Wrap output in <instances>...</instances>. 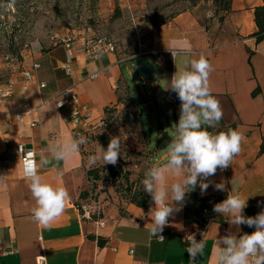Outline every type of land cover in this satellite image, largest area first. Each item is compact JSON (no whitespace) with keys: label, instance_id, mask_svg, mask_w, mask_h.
I'll use <instances>...</instances> for the list:
<instances>
[{"label":"crops","instance_id":"obj_1","mask_svg":"<svg viewBox=\"0 0 264 264\" xmlns=\"http://www.w3.org/2000/svg\"><path fill=\"white\" fill-rule=\"evenodd\" d=\"M262 5V0H230L221 20L196 8L179 14L156 31L151 44L155 56L150 57L161 75L168 78L166 94L172 92L168 87L173 75L192 59L204 54L212 64L209 82L223 111L221 121L235 125L246 139L232 165L223 171L218 168L205 181L209 187L203 194L197 185V194L227 198L228 194L239 193L247 199L244 215L250 217L264 211V154L259 155L264 137V42L255 45L251 38L256 31L254 9ZM9 38L0 30V264H37L38 259H43V264H192L186 252L189 236L204 241L203 255L195 264H215L217 238L255 230L247 225L237 230L227 216L219 214L223 224L209 223L203 230L185 224L186 196L182 209L169 217L162 241L150 234V208L145 211L127 203L117 207L105 202L101 194L98 207L92 211L90 198H79L87 190L81 152L67 161H53L40 168L47 182L67 189L70 201L50 226L34 222L31 209L35 200L23 176L18 148L31 150L38 161L50 141L71 136L63 110L57 107L64 91L78 95L94 123L103 120L105 109L116 104L117 84L126 81L125 71H130L124 70L125 64L115 53L88 57L84 36H79L69 51L52 47L49 41L42 51L24 48L27 43L17 48ZM185 41L191 45L190 51L184 48ZM171 51L176 53L174 58ZM247 51L252 53L250 63ZM4 56H9V63L4 62ZM67 58L71 61L70 77L60 68ZM165 60L170 61L169 72ZM33 64H39L40 69L27 80L22 74ZM256 88L260 94L252 97ZM32 110L22 121L16 120V113ZM35 120L38 123L31 126ZM165 159L166 149L155 152L151 161ZM222 181L225 190H215L214 185ZM82 208L88 209L89 215H83Z\"/></svg>","mask_w":264,"mask_h":264},{"label":"clouds","instance_id":"obj_2","mask_svg":"<svg viewBox=\"0 0 264 264\" xmlns=\"http://www.w3.org/2000/svg\"><path fill=\"white\" fill-rule=\"evenodd\" d=\"M14 3V0H12ZM2 6V5H0ZM11 5H8L10 7ZM184 48L191 50L185 41ZM172 52L173 58L176 53ZM214 71L212 64L204 54L192 59L183 70L176 71L170 81V88L181 102L180 115L175 135L166 147V159L156 161L148 166L142 184L144 191L151 196L154 206L150 207V234L161 241L164 227L169 217L182 209L186 193L193 191L197 185L201 193L206 192L209 183L205 182L216 174L217 169H227L242 150L245 136L239 129L211 132L223 116L219 100L212 95L209 77ZM88 143L83 136H68L52 140L37 161L31 153L23 164V176L35 206L31 209L32 219L44 227L50 226L65 212L70 201L67 189L47 182L40 174V168L67 161L80 151L81 145ZM121 140L112 137L107 148L98 147L87 158L89 167L102 162L103 165L115 166L121 155ZM215 190L224 191L222 181L214 185ZM247 199L239 193L228 194L222 202L214 205L213 211L227 216L228 223L254 227L253 232L236 235L229 233L217 238L214 248L215 264H264V211L256 216L244 215ZM143 212V211H142ZM145 214L141 216L144 218ZM188 258L195 264L203 255L204 241L193 236L188 237Z\"/></svg>","mask_w":264,"mask_h":264},{"label":"rangeland","instance_id":"obj_3","mask_svg":"<svg viewBox=\"0 0 264 264\" xmlns=\"http://www.w3.org/2000/svg\"><path fill=\"white\" fill-rule=\"evenodd\" d=\"M227 0H0L11 2L18 11L14 19L22 34L14 38V47L25 43L47 46L52 36L74 32L77 37L105 38L114 53L129 69L117 88L120 104L110 113L109 137L121 140V155L117 164L130 172L133 189L143 188L144 174L152 164L153 147L158 128L173 138L177 123L173 107L165 102L168 78L161 75L150 59L151 44L156 31L175 16L195 8L210 18L222 19ZM0 11L2 7L0 6ZM1 13V12H0ZM144 59L159 76L155 81L143 75L134 62ZM169 60H165L169 66ZM159 80H161L159 82ZM140 116V120L138 119ZM92 148V149H91ZM95 151L97 146L90 147ZM95 149V150H94ZM108 165V164H106ZM102 162L93 167H104ZM124 185L116 182L87 181L89 207H98L99 196L117 207L126 203ZM81 209V208H80ZM95 211V210H94ZM97 213V210H96Z\"/></svg>","mask_w":264,"mask_h":264},{"label":"trees","instance_id":"obj_4","mask_svg":"<svg viewBox=\"0 0 264 264\" xmlns=\"http://www.w3.org/2000/svg\"><path fill=\"white\" fill-rule=\"evenodd\" d=\"M264 1V0H262ZM11 3V2H9ZM225 11H228L230 0H227L225 3ZM254 23L256 26V31L251 35V38L254 39L255 45H258L261 42H264V5L257 7L254 9ZM10 41L13 42L12 38H10ZM10 51L14 53V50L11 49ZM248 52V63H250V57L252 53L250 51ZM15 54V53H14ZM166 65V64H165ZM165 70L167 72L170 71V63L169 66H165ZM121 81L117 84L115 88V94H116V104L111 107H107L105 109V115L103 118L104 123V130L99 132L95 137L92 138L93 143H95V147H103L106 149L105 145L106 142H108L109 137V125L108 120L110 113L113 110H116L118 105L120 104V97L117 95V88L119 87V84ZM173 96L177 100V105L172 106V116L176 119V109L181 104L178 95L172 91ZM260 94V90L256 88L252 93V97H256ZM140 120V116H138V119ZM235 125H225L221 120L216 125L214 129L208 128V131L211 132H219V131H227L229 128L235 129ZM172 137L170 134L166 131H164L162 128H158L157 135L155 137L154 141V147L153 151L160 152L166 149L168 144L171 142ZM91 154H94L93 151H91ZM264 154V137H262L261 145L259 148V155ZM86 169V178L87 181L91 180L93 184H95L98 181L103 182H116L117 184L124 185V192L125 195L128 197L126 200L127 204L134 205L140 209L148 210L150 206L153 204V201L151 199V196L144 191L143 188H140L139 190L133 189V183L130 182V172L128 170H125L124 168L120 167L118 164L115 166L108 164L104 167H87L85 164ZM81 200H86L90 198L89 191L85 190L81 193L80 197ZM226 197L224 195H207L203 197H199L197 194V186L193 191H190L189 193H186V201L184 204V216L183 220L185 224H194L196 225L199 230H203L209 223H222L223 219L218 216L214 215L213 207L215 204L222 202Z\"/></svg>","mask_w":264,"mask_h":264},{"label":"built area","instance_id":"obj_5","mask_svg":"<svg viewBox=\"0 0 264 264\" xmlns=\"http://www.w3.org/2000/svg\"><path fill=\"white\" fill-rule=\"evenodd\" d=\"M2 5V11H0V30L4 31L6 34L12 38H14L18 34H22V29L20 24L17 23V19L15 20L14 17L18 14L17 8L9 2H5L0 4ZM8 5H11L8 7ZM16 34V35H15ZM9 38V39H10ZM78 37L74 32H69L67 34L61 36H52L48 39L50 45L52 47H61L66 51H69L77 41ZM84 43H85V54L94 59L100 54L105 53H114L113 45L107 41L105 38H92V37H85L84 36ZM24 48H34L37 51L44 50L43 46L39 43H32V44H25ZM4 62L9 63L10 58L9 56L3 57ZM61 70L64 74L68 77L71 76V61L69 58L65 60V62L61 65ZM40 69L39 64H33L32 69L30 71H24L22 76L25 79H30L34 72H37ZM11 86V84H8ZM44 88L43 85L40 86ZM7 93V92H6ZM0 94L2 92L0 91ZM62 99L57 104L59 109L63 110L64 119L70 125V134L71 136H79L83 135L88 139V143L85 145H81L80 151L83 155V161L85 162L86 166L89 167L87 158L91 155L90 147H94L95 143H93L92 138L95 137L99 132L104 130V123L101 120L98 123H94L91 118V113L87 111L81 104L77 94L71 93L69 91H64L60 93ZM165 102L171 104L172 106L177 105V100L173 96L172 92H169L165 96ZM32 111H27L23 114L16 113V120L22 121L23 116L30 115ZM38 121H33L31 126L37 124ZM18 160L21 163L22 171H23V164L25 159L27 158L28 154L31 153L34 157V153L31 150H24L21 147L18 148ZM35 158V157H34ZM83 215H89V210L82 208ZM214 215H218L217 213H213ZM199 241V240H198ZM37 264H43V259H38Z\"/></svg>","mask_w":264,"mask_h":264},{"label":"water","instance_id":"obj_6","mask_svg":"<svg viewBox=\"0 0 264 264\" xmlns=\"http://www.w3.org/2000/svg\"><path fill=\"white\" fill-rule=\"evenodd\" d=\"M135 67L150 80L155 81L154 76H159L160 72L156 71L149 63L144 59H140L134 62Z\"/></svg>","mask_w":264,"mask_h":264}]
</instances>
